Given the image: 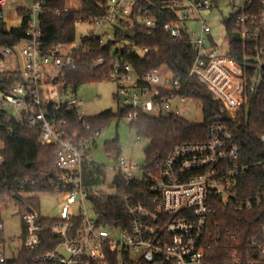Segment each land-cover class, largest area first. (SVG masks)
<instances>
[{"label": "built area", "instance_id": "1", "mask_svg": "<svg viewBox=\"0 0 264 264\" xmlns=\"http://www.w3.org/2000/svg\"><path fill=\"white\" fill-rule=\"evenodd\" d=\"M20 1L0 0V20L7 28L5 15L17 13L20 5L28 6ZM47 1L31 0L27 36L0 47V83L7 79L0 87V164L4 134L37 130L41 144L55 147L59 171L25 178L18 193H55L57 216L45 217L32 206L21 211L23 244L11 259L6 257L1 220L0 264H214V247L221 236L213 232L218 226L213 221L215 212L249 211L264 204L263 192L240 191L239 180L248 166L241 162L236 131L228 122H214L205 140L174 146L154 166L107 150L112 164L96 161V138L104 128L95 129L91 137L67 133L65 114L75 110L84 123L86 116L79 110L81 99L65 96L70 88L65 70L77 66L79 53L88 49L86 40L113 39L115 27L132 23L134 14L145 28L155 27L157 19L143 9L141 0H108L105 14L77 19L80 38L44 52L39 14ZM214 1L161 0L177 14L163 29L172 40L184 39L192 46L196 54L189 76L197 77L222 102L228 117L235 119L248 95L257 93L263 83L264 0H229L233 12L228 17H234V33L245 46L242 61L229 53V33L226 49L208 42L212 28L201 11L211 10ZM69 10V5L58 7L55 14ZM190 12L200 15L199 30L189 29ZM104 25L108 27L102 29ZM119 48L123 51L125 46L121 43ZM146 50L137 49L140 54ZM118 57L105 80L116 81L118 110H128L126 119L138 112L180 116L173 102L187 97L180 93L184 84L177 73L153 68L138 79L132 66ZM103 61L100 57L95 65ZM258 134L264 152V131ZM142 139L138 136L137 142ZM254 163L264 168V159ZM95 165L104 172L93 171L89 178L99 181L90 183L87 172ZM105 197H118L126 215L111 224L105 221L96 206ZM229 233L226 229L224 241ZM250 236L244 247L229 249L225 264H264V225L254 227Z\"/></svg>", "mask_w": 264, "mask_h": 264}, {"label": "trees", "instance_id": "2", "mask_svg": "<svg viewBox=\"0 0 264 264\" xmlns=\"http://www.w3.org/2000/svg\"><path fill=\"white\" fill-rule=\"evenodd\" d=\"M107 1L48 0L39 14L44 52L54 45L68 44L77 39V19L95 18L105 14ZM66 5L70 6L69 11L59 16L55 14L56 8ZM140 5L156 17L157 25L153 28H145L137 22L138 17L134 14L132 23H122L119 27H115L113 39L105 43H101L98 38L86 40L88 49L79 53L77 66L65 70L66 85L76 91L84 83L105 80V77L111 73L112 64L119 58L118 56L122 62L132 66L138 79L153 68L165 67L172 73H177L184 84L180 93L201 104L203 121L196 123L181 116H149L138 112L137 116L130 120V126L140 137H146L150 141L145 148V162L154 166L162 161L174 146L205 140L208 127L212 123L225 121L236 131L242 151L241 162L248 166V171L239 180L240 191L243 194L244 191L264 193V168L262 164L254 163L264 159V152L258 142V133L264 131V77L259 91L248 95L237 117L229 118L222 102L197 77L189 76V67L196 54L192 46L184 39L174 41L165 33L163 24L176 18L175 11L163 6L161 0H141ZM17 14L22 16L20 26L7 28L5 22L0 20V47L17 44L27 36L30 9L26 5H20ZM223 22L230 35L229 53L242 61L245 46L234 33V17H225ZM121 43L125 46L123 51L119 48ZM145 48L147 50L143 54L138 53L137 49ZM100 57H103L104 61L95 65ZM6 82L7 79L4 83H0V87ZM127 113L128 110L114 112L112 109H105L96 116H86L84 123L78 119L77 112L72 110L65 114L66 130L70 136L91 137L95 129L105 128L113 118H126ZM245 118L246 123H242ZM86 125H89V128ZM3 145V161L0 164V221L2 210L10 203L16 204L19 212L29 206L39 210L40 196L20 195L17 188L19 183L25 178L35 179L42 173L59 171L56 165L55 147L41 144L37 130L17 129L11 134H4ZM105 150L115 156L120 151L117 139L106 141ZM95 170L99 173L104 172L101 166L91 167L87 172L90 183L99 181L89 178ZM96 206L109 224L126 215L118 197L99 199L96 201ZM213 221L218 223L213 232L221 235L216 239L218 244L214 247L213 263L225 264L229 260V249L233 251L239 246L244 247L251 237L252 229L264 225V204L249 211L236 212L233 209L225 212L217 211ZM226 229H229L230 233L224 241L223 234Z\"/></svg>", "mask_w": 264, "mask_h": 264}, {"label": "rangeland", "instance_id": "3", "mask_svg": "<svg viewBox=\"0 0 264 264\" xmlns=\"http://www.w3.org/2000/svg\"><path fill=\"white\" fill-rule=\"evenodd\" d=\"M21 3V1L19 0ZM29 6L31 0H24ZM19 3V4H20ZM8 10V8H6ZM233 10L229 0H215L211 10H202L201 16L207 24L212 28L211 34L207 37L209 44L222 46L226 49L228 43V35L226 26L223 22L225 17H228ZM191 19L188 22L189 29H200V15L190 12ZM5 21L8 28L20 26L22 18L15 12H9L5 15ZM104 25L102 29L107 28ZM109 30H112L109 28ZM81 31L78 32L77 39L80 38ZM163 72L167 73L163 68ZM117 83L114 79H106L101 82L84 83L78 87L76 91L69 88V92L65 94L67 97H77L83 101L80 106V112L85 116H96L105 109H112L114 112L118 110V102L115 97ZM173 106L179 110L181 117L196 123L203 121V109L201 104L191 98H186L184 101L176 99ZM246 123V118L242 120ZM138 133L130 126V120L126 118L111 119L102 131L100 137L96 138L97 148L94 151L93 157L96 161L105 165H111L112 159L106 156L105 142L117 139L121 154L133 162L139 164L145 163V148L149 144V139L143 137L140 142H137ZM40 206L39 210L45 217L57 216L56 200L57 195L53 192H43L39 194ZM1 220L4 224V239L6 247V257L11 259L13 252L17 253L23 244V226L16 204H8L1 213Z\"/></svg>", "mask_w": 264, "mask_h": 264}, {"label": "water", "instance_id": "4", "mask_svg": "<svg viewBox=\"0 0 264 264\" xmlns=\"http://www.w3.org/2000/svg\"><path fill=\"white\" fill-rule=\"evenodd\" d=\"M120 153H121V152L118 151V152L116 153V156H118ZM115 181H117V177H116Z\"/></svg>", "mask_w": 264, "mask_h": 264}]
</instances>
